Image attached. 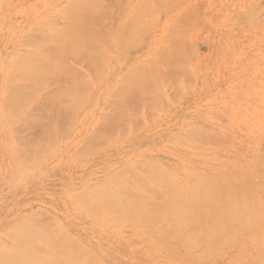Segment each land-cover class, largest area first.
Returning <instances> with one entry per match:
<instances>
[{"label":"rangeland","instance_id":"1","mask_svg":"<svg viewBox=\"0 0 264 264\" xmlns=\"http://www.w3.org/2000/svg\"><path fill=\"white\" fill-rule=\"evenodd\" d=\"M60 1L0 0V106L2 101L1 91L5 75H9L12 73L11 71H14L13 68H10L11 65L9 66V62H12V59H17V56H20L12 55L15 54V52H19V54L20 52L31 54L37 49H33L35 47H32L31 45L28 46L27 44L29 43L26 42V44L24 40V42L20 44L19 41L24 38L22 35L31 32V28L39 26L41 21L45 22L44 27L47 29L56 28L61 25L63 17L61 19L59 16H56L57 18L54 16L53 19L51 18L52 16H49L58 12V15L62 16L61 10L58 12L57 10L63 9V7L65 8L67 5L66 3H69L70 0H65L63 2ZM117 1L119 3L123 1V3L120 5L116 0H105L107 4L106 6L113 2H116L115 6H126V9L125 7L123 8L125 9L124 15L122 12V14H118L119 16H114L116 9H113L114 3L110 5V7H107L108 10L110 9L109 12L112 11V13H114H109L108 16L117 19H110L106 16V18L108 17L107 20L110 22L112 21L111 23L109 22V24L113 25L115 22L116 25L114 24V28L117 29L122 25L121 23L125 22L127 19L131 20L135 15H138V24L140 23V20H142L138 26L140 27V30H138L139 28L136 30L134 28L132 30H135V33H129L131 35H126V37L122 35L123 37L120 36L122 39L118 38L117 40L112 36V34H114L112 30L104 32L103 37L105 35L106 43H103L104 48H101L100 46V48H98L100 50L99 52L101 53L102 51L105 55L103 57L104 60L102 59L103 67L101 68L99 66L101 64V58L99 57L102 56L98 55V51L95 53L97 55V61L94 63L97 67L93 66L97 71L99 69L100 72L98 71L97 74H100L97 75L93 73L95 72L94 69L91 70L92 68H87L89 71L91 70L90 73L95 74V76L92 74L93 79H96L95 77L97 76L98 80L96 83L95 80L93 81L89 71L82 69L85 67L83 66L85 65L84 61L77 60V63L79 64L71 62L70 65L74 67V70L76 68L81 73L77 76L76 74L78 72L75 74L73 68H71V72L74 73L72 74L69 72L71 76L68 74L66 77H69L70 79L68 78L69 81L65 79V82L68 81L67 83L71 85L73 84V79L75 81L78 77L81 79L83 77L87 80L88 84H90V88L84 86L85 88H89L90 92L87 91L82 94L80 91H76L78 95L81 93L77 101H74V99L69 96L65 98L66 101H69L66 103L68 114L64 111L63 113L64 115L66 114L65 118H68L70 114L72 117L69 116L66 120L69 121V119H71V121L70 123L68 122V124L63 123L66 121H61V124L63 123L60 125L62 126L60 127L62 130L60 131L58 127L59 132L55 131L52 146L49 145L51 147L47 148L45 151L48 152L50 156L42 159L34 166L31 165L33 169L32 173L31 168L30 172L23 169L19 170L16 176L9 178L10 173L7 172H9L8 168L13 160L10 153L2 152V145L4 142L1 140V137L5 140L9 135H0V241L11 247L12 245H16L17 247L20 246L18 243L15 244L4 233H7L10 228L22 224L21 220H19L20 217L25 216L29 218V214L32 213L31 215L33 216V213L39 211L40 213H35L39 214V216L37 215L36 217L40 218V214L48 216L47 219L53 217L54 219L52 218V220L55 221V224L53 222L50 223L51 229L58 227L60 232L64 231L65 238H67V235L68 238L69 236L71 237L70 239H72V241L68 238L67 239L70 240L72 246L78 244V246L80 245L81 247L80 249H87L89 251L88 254L95 255L102 264H166L167 251L161 245L163 242L153 240L143 228L136 226L131 221L128 222V220L124 222L122 221L123 223L115 222L116 224L109 221L112 223L110 224L105 218H103V220L101 218H94L78 207L73 198H71L73 192L82 191L84 189L92 190L95 186L102 185L107 177L116 176L121 172L125 174L128 179L130 178L129 181H131V184L133 183L132 186L134 188L131 184L129 185L135 194L136 192L137 194L144 193L142 187H139L140 183L136 177L142 176L147 179H152L151 175L149 176L147 174V176L143 172H148L147 167L151 166V164L149 165V162L152 164L155 162L154 164H157V167L160 165L165 174L167 173V176H171V178H175L180 182H183L184 179H187L190 176V171H194L195 173L199 172L200 174L242 171L247 174L249 180L253 184L255 193L264 202V0H179V3L177 0H172V2H170L171 4L169 5L168 3L166 4L167 6L164 5L165 7L162 4H165L166 1H162L163 3L161 4V1L159 0L160 7L162 5L164 8H161L162 10L160 11V8L158 11L156 10L157 7L155 8V4L151 2L153 0H148L150 5L148 10H146L147 14L145 11L148 6L146 5L147 0L142 8L139 7L140 4L137 0ZM124 2H128L129 7L131 5L133 6L127 9V4ZM136 2H138L137 5L135 4ZM174 2H177V4ZM151 3L153 4L152 7ZM159 4L156 3V5ZM175 5H177V8ZM153 6L156 10L155 12L153 11L154 14H156V16L153 14L154 17L151 16L152 11H149V9L152 10ZM168 6H174V8L170 7V9H168ZM250 6H252V9ZM248 7L250 9H246ZM193 8L195 9V14L192 13ZM130 9L131 11H129ZM236 10L239 13L238 16L240 15L238 17L239 19L236 16ZM241 10H243L242 12L245 16L242 15ZM251 10L254 11V13ZM137 11L140 14L137 13ZM30 12L32 13L30 14ZM181 12H189L190 14H193V16L190 18L189 14H185V19L188 18V20L181 22V20L176 18L179 15V17L183 15V13L180 14ZM247 12L249 15H247ZM125 13L130 14L125 15ZM257 13L260 16L257 17ZM250 15L252 20H249ZM140 17L143 18L141 19ZM245 17L250 21V23L248 21L250 26L252 24L251 21L253 20L257 23H253L250 27L245 24ZM150 19L152 21L155 20V23H152V21L149 23L148 21H150ZM107 20L102 22V24L107 23ZM173 20L175 22H172ZM242 21L244 24L241 23ZM117 23H119L120 26ZM145 25H152L151 29L148 30L146 34L144 32L147 31L149 26L144 28ZM173 27H175V30L179 31V33L181 32L180 35ZM144 29L146 30L144 31ZM171 30H174V32ZM168 31H171L175 36L168 33ZM109 32H111V36L109 35ZM139 33H144V35H141L142 37L139 36L141 38L139 39L140 41L132 43V39H136ZM114 36L118 37L115 34ZM110 37L111 39L109 40ZM172 38H176L177 40L175 39L173 41ZM121 40L123 43L120 42ZM110 43L112 45H110ZM118 43L122 44L119 45ZM126 43L132 47L128 46L129 48H127ZM117 45H119V47H117ZM170 45L172 46L171 48L177 46L175 47L176 49L174 48L173 50H178L176 51L178 52L177 54L176 52H172L171 54L170 51L172 50H169ZM24 48L29 49L25 50ZM112 49L113 51H111ZM128 50H130V52ZM157 51H160L161 53L163 51L165 54L159 52L161 56H159V54H157V56ZM22 54L23 53H21V55ZM120 55L122 57L127 55V58L125 56L122 59ZM162 55H168L169 57L172 55L174 61L178 59V62H174L172 59V62L175 63L174 65L169 61L172 57L169 59L167 56V59V57L165 58ZM162 58L166 59V63L169 61V63H171L170 65H174V68H171L172 66H169L170 69L164 68L166 65H169V63L165 65ZM108 59L110 62H108ZM155 60L159 66L157 67L156 65V68H158V70L160 69L159 71L162 70L163 75H166L171 71L173 75L175 74V71L173 72V70L178 72L179 69H181L179 72H184H182L181 75L180 73L175 74V79L178 81L173 80L174 77L172 75H170L172 76L169 78L170 80L167 79V81L165 78L170 76H162V78L164 77L165 79L162 81V79L159 78V76L161 77V74L158 76L156 74L157 72H155L153 74L151 73L154 75L152 76L149 73L146 74V69L144 71L141 69L140 72L146 74H144V76L149 75L151 77L150 81L149 76H147V79H149L148 82H151L153 85L154 82H159V84L157 82L155 83V85L158 84V87L155 86V88H159V90L157 89L154 91L155 88L152 89L153 85L152 87L147 85L149 92L154 93L149 95L146 93L147 98L144 99L145 101L141 100L145 94H143V96L141 94L138 97L140 101L137 100L138 103L141 104L139 106L140 108L137 107L139 110L136 111L135 108L134 111H130L128 114V116H131V113L135 112V114H137V112H139L138 117L136 115L133 120H130L132 116H127L129 120H124L123 118L125 122L121 121L122 119L120 121L118 120L119 122H117L120 124L118 126H116L117 123H112L114 124V127L112 125L111 127H113L115 131L113 132L112 128H110V135L104 134L107 135V139L106 137L103 139L106 143L104 142L103 144L98 145V143L96 144V141L94 143V140L93 142L89 141L88 136L92 134L94 130L93 128L102 124L101 121L104 120L103 117V120L99 118V115L102 114L103 116V114L113 113L111 101L113 102L114 99H124L123 97H127L125 93V95L121 93L122 95L118 96L111 93L115 90V86L118 88L117 85L120 87L123 85L124 76L122 74H125L126 76V73L128 71L132 73V70L133 73H135V71L138 72V69H134L135 64L137 68H139L140 64V67L149 68L148 70L151 71L154 68V65L152 66L153 68L150 69V64L152 62L155 63ZM147 61L151 63L149 64ZM141 63L145 64L147 67L142 66ZM166 69L168 72L165 74ZM159 71L158 74L160 73ZM140 72H138V74ZM136 74L137 73H135V75ZM183 74L186 75L185 79ZM129 75L130 74L127 75L128 78L132 76L135 77V75ZM179 76H181V78L177 79ZM118 77L122 79V85L118 82ZM152 78L153 80L156 79V81L154 80L153 82ZM158 78L159 81L157 80ZM171 80H173L172 83H170ZM174 81L178 83H173ZM17 82L25 83V81L23 82V80L20 79H18ZM172 84L175 85L173 86ZM49 85L47 86L51 89L52 86ZM47 86L43 87L41 92L47 90ZM78 86H80V83ZM159 86L161 87V90ZM74 87L78 88L75 85ZM166 88L167 90H165ZM151 89L152 91H150ZM158 91L162 92L159 93ZM82 92H84V89ZM115 93L117 95V92ZM156 93H158L163 100ZM111 94L113 96H110ZM154 94H156L160 100H158V97L156 96L157 98L154 97V100H151V98L149 99L150 101H147L148 98ZM79 98L84 99L80 100ZM73 101L80 102L81 107L77 103L72 105ZM156 103H159L160 105L155 107ZM68 104L72 106L71 111L73 109V112L70 111V106H67ZM148 104V108H152V106L155 107L152 108L153 111H147L145 109L144 106H148ZM31 105L32 103L29 102L25 107L29 108ZM132 106L134 107L135 105ZM115 110L114 113H116ZM22 111L23 110L20 112ZM143 112L146 113V115ZM148 112L149 114H147ZM124 117L127 118L126 116ZM19 120L22 121V116H19L18 114L12 118V122L14 121V127L17 126L16 132H21L20 134L24 133L23 135L28 137L29 135L27 133H31L29 130H33V128L28 127L22 132L21 130L26 126L19 130L18 128L20 127H18V125H21ZM97 122H99V124ZM121 125H123L125 129L122 128ZM195 125L200 129L195 128ZM190 126H193L195 129L193 130ZM35 127L36 126H34V128ZM35 129L34 134H30V137H33L36 134L38 136L40 133L38 132V129V133ZM85 129H87V131ZM205 130L207 133H205ZM187 131H189L190 134L187 133ZM56 132H61V134L59 135ZM111 132L113 133L111 134ZM191 134H194L195 139L192 138L193 135ZM208 134H212V137H216V139L214 140L210 137L211 135L208 136ZM113 135L114 138H116V142L114 140L112 144L110 141L114 139ZM108 136L111 138L110 141ZM100 138H97L98 140H96L99 142ZM260 138L263 146L260 144ZM218 141L222 145L219 143L216 144ZM224 141L226 142V147L223 145ZM91 142L96 144L94 146L96 148L95 152V148H93ZM82 143L85 144L83 145ZM215 144L217 147H215ZM85 145H87L88 148ZM260 146L263 147V149L260 148ZM75 153H77V157H75ZM81 153H85L84 155L86 156H80L82 155ZM102 159L104 160L102 161ZM7 160H11V162H8ZM262 163L263 165H261ZM138 164L143 171L136 170V168L139 167ZM143 164L147 166L146 170L144 169L145 166ZM26 167L28 166H25V168ZM5 169L6 171H4ZM39 169H42V171H39ZM134 171H136V173ZM253 172L257 173L259 176L257 174L254 175ZM249 173L251 174L249 175ZM250 176H252L251 178L253 180ZM33 217L36 218L35 216ZM45 219L46 217L39 220H43L42 222L44 223ZM52 220L49 219L46 221L50 222ZM52 224H54V226H52ZM261 225L262 226L259 227L261 229H258L255 234H253V230H246L241 237L238 236L236 238V243L222 246L220 252H217L214 255V258H216L213 264L247 263L246 261L252 258L255 251L252 246V240L264 241V218ZM60 232L58 229L56 232L51 231L52 234H61L62 232ZM218 249H220V247ZM139 261H141V263ZM210 264H212V262Z\"/></svg>","mask_w":264,"mask_h":264},{"label":"bare ground","instance_id":"2","mask_svg":"<svg viewBox=\"0 0 264 264\" xmlns=\"http://www.w3.org/2000/svg\"><path fill=\"white\" fill-rule=\"evenodd\" d=\"M63 1H65V0H61L60 2H63ZM124 1H126V0H124ZM137 1L140 4V6H139L140 8H142L146 3V0L145 1L144 0H142V1L137 0ZM153 1H151V2L155 4V8L157 7L156 8L157 11L159 8H160L159 11L162 10L161 8H163L164 5H166L168 3L170 5L171 4L170 2H172V0H169V1L165 0L166 3L162 4L164 2V0H160L161 4L163 5V6L161 5V7H160V4H159L160 1L159 0H153ZM116 2H118V1L116 0ZM116 2H113L114 4L112 3L114 5L113 9L116 8L115 14H114V13H112V11L109 12L110 9L108 10V8H107L108 6L110 7V5H112V4H109L108 6H106L107 4H106L105 0H70L69 3H66L67 5L65 4L66 5L65 8L63 7V9L57 10V12L61 10L62 16L58 15L59 12L52 14V15H49L50 17L52 16L51 18H53L54 16H55V18H57L56 16H59L62 19V17H63V21L61 22V25H59L56 28H50V29L48 28L47 29L44 27L45 22L41 21V24L39 26L31 28V32H28L29 34L26 33V34L22 35V36H24V38L25 37L26 38L25 39L22 38L21 41H19L20 44L25 41V43L26 42L29 43V44L26 43L28 46L31 45L32 47H35L33 49L37 48L38 50L37 49H36V51L34 50V52L31 54H27L24 52H20V54H19V52H17V53L15 52V54L12 55V56H15V55H20V56H17V59L16 58L12 59L11 60L12 62H9L10 64L8 63L9 66L11 65L10 68H13L14 71H11L12 73H10V74L8 73L9 75H7V74L5 75L4 83H3V87H2V91H1L2 92V101H1V106H0V135H2V134L7 135V136L9 135L8 138H6L5 140H3V137H1V140L4 142L2 145V149H3L2 152L10 153L12 160H13V162H11V160H7L8 162H11V165L8 168L9 172H7V173H10L9 178L16 176V174L19 172V170H23V169L30 172V168H31V173H32L33 169H32L31 165L34 166L39 161H41L42 159L46 158L47 156L48 157L50 156L48 154V152H45V151L47 148L52 146V141H53V138L55 136V131L59 132L58 127L61 131L62 129L60 127H62V126H60V125H62L63 123L68 124V122L70 123V121H71V119H69V121L66 120L69 118V116L72 117L70 114H69L68 118L67 117L65 118V115L68 114L67 110H66V103L69 102L68 100L66 101L65 98H67L69 96L72 99H74V101L75 100L77 101V99H78L79 95H81V93L84 94L87 91L90 92V90H89L90 84H88L87 80L84 79L83 77H82V79L80 77H78V79H75L76 82L73 79V84H71V85L67 83L70 78L68 77L69 78L68 79L66 76L68 74L71 76V74H70V73H72L71 68H73V70H74V67L70 65L71 62H74L75 64H79V63H77V60L84 61L85 65H83V66H85V67L82 69L83 70L86 69L85 71H87L88 70L87 68H90V69L92 68L91 70L94 69V71H95L93 73L97 74L99 69L97 71L96 68H93V66L97 67L96 64H95L96 66L94 65V63L97 61V55L95 53H97V51L98 52L100 51L98 48H100V47L104 48L103 43H106L105 35L103 37L104 32L112 30L113 33L116 36H118V37H115L114 34H112V36L114 38H116V40H117L118 38L120 39L121 37H123L122 35H124L125 37H126V35H131L138 28H139L138 30H140V27H138V26L142 20H140V23L138 24V21H139L138 15L137 16L135 15V17L131 20L127 19L130 21H127V20L125 22L122 21L123 23H121V20H120V23L122 25L120 26L119 23H117L120 26L117 29L114 28V26L116 25L115 22H114L115 25L109 24L110 21L107 20L109 17L108 16L109 13L114 14V16H116L118 14H122V12H123V15H124V12H125L124 10L126 9V6H124V5L123 6H119V5L115 6ZM138 2H136L135 4L137 5ZM148 2L149 1L147 0L146 5H148V6H147V9H145V11L148 10V7L150 5ZM177 2L179 3V0H177ZM177 2H174V3L177 4ZM121 3H123V1ZM121 3H119V4L121 5ZM152 3H151V7L153 5ZM156 3H158L159 5H156ZM174 3H172V4H174ZM125 4H127V9H129L133 6V5H131L129 7L128 2ZM250 5H251V3H250ZM176 6L177 5H175V7ZM252 6H250L251 9H252ZM124 7H125V9H123ZM139 7H138V9H139ZM168 7L167 8L170 9V7H172V6H168ZM155 8L153 6L152 10L149 9V11H152L151 16H153V17H154V15L156 16V14H154V12L156 11ZM172 8H174V6ZM250 8L248 7L246 9H250ZM187 10H190V9H187ZM32 11H33V9H32ZM129 11H131V9ZM138 11H137V13H139ZM143 11H140V12H143ZM194 11H195V9L193 8V11H192L193 14H195ZM242 11L243 10H241V13H242V15H244ZM236 12H237L236 16L238 18L240 15L238 16L239 13L237 10H236ZM239 12H240V10H239ZM252 12L254 13V11H252ZM31 13L32 12H30V14ZM182 13L183 12H181L180 14H182ZM190 13H191V11H190ZM190 13L184 12L183 13L184 16L182 15L181 17H179L180 15L179 16L177 15L178 17H176V18L181 20V22H184L185 20L187 21L188 18L185 19V16H186L185 14H189L190 16L189 15L188 16L191 18V16H193V14H190ZM128 14H130V13H128ZM128 14L125 13V15H128ZM146 14H147V11H146ZM247 15H249L248 12H247ZM106 16H108V17L106 18ZM244 16H242V17H244ZM256 16L258 17L260 15L257 13ZM120 17H122V16H120ZM114 18L112 17L110 19H114ZM140 18L142 19L143 17H140ZM249 18H250L249 20H252L251 15L249 16ZM259 18H261V17H259ZM104 19H106L108 22L102 24V22L106 21ZM145 20H146V18H145ZM244 20H246V21H244ZM244 20L243 21L245 22V24L249 25L250 21L248 19H246V17ZM151 21L152 20L150 19V21H148V22L150 23ZM243 21L241 23H243ZM248 21H249V23H248ZM253 21H251L252 24L257 23V22L255 23V20H253ZM31 22H32V20H31ZM148 22H147V24H148ZM172 22H175V21L173 20ZM152 23H155V20L152 21ZM170 23H171V21H170ZM144 24H145V21H144ZM180 24H182V23H180ZM252 24H251V26H252ZM152 25L151 26L150 25L144 26V28H146V26L147 27L149 26L147 28V31H145L146 29H144L145 34H146V32H148V30L151 29ZM112 26L114 29L112 28ZM175 27H173L174 30H175ZM134 28H135V30L133 31L132 29H134ZM176 29H177V27H176ZM138 30H137V32H138ZM174 30L173 31L171 30V31L174 32ZM177 30H175V31L177 33H179V31H177ZM171 31H168V33L175 36V34H172ZM181 31H182V29H181ZM109 33L108 34L111 36V32H109ZM129 33H131V34H129ZM144 33H141V34L139 33V35L137 36L138 38L136 37V39L135 38L132 39V41H133L132 43H135V41L139 42L140 41L139 39H141L139 36L144 35ZM180 33H179V35H180ZM109 35H107V36H109ZM176 38H178V37H176ZM110 39H111V37L109 38V40ZM168 39H170V38H168ZM172 39H173V41L175 40L174 38H172ZM128 40H129V38H128ZM120 42H122V40ZM122 43H118V44L120 45ZM130 43H131V41H130ZM110 45H112V44L110 43ZM119 45H117V47H119ZM233 45H234V43H233ZM128 46H131V45H128L126 43L127 48H129ZM123 47H125V46H123ZM131 47H130V49H131ZM171 47L172 46L170 45V49L168 48L169 50H172V51H170L171 54H172V52L175 53L176 51H178V50L173 51L174 48L177 46H175V47L173 46V48H171ZM18 49H19V47H18ZM26 49H29V48H26ZM111 51H113V49ZM128 51L130 52V50H128ZM160 51H157L156 55L159 54ZM180 51H181V49H180ZM21 53H23V54L21 55ZM163 53L165 54V52L162 51L161 54H163ZM177 53L178 52H176V54ZM98 55L102 56V57H99V58H101V60H100L101 64L99 66L102 68L103 67L102 59L104 60L103 57L105 55L103 54L102 51H101V53L99 52ZM168 55H162V56H164L166 58ZM125 56L127 58V55H124L123 57L120 55V57L122 59ZM159 56H161V55L159 54ZM170 56L172 57V55H170ZM129 57H130V55H129ZM168 57H167V59H168ZM171 57H169V59ZM112 58H113V56H112ZM176 58H177V56H176ZM172 59H173V57L169 61L175 65L174 62L177 61L178 59L175 61L173 59L174 62H172ZM162 60H163V62H165V65L167 63H169V61H167V63H166V59L162 58ZM149 61H147V62L150 64L151 62H149ZM152 61H153V59H152ZM179 61H180V59H179ZM108 62H110L109 59H108ZM114 62H116V61H114ZM154 62L155 63L152 62L153 64L151 63L152 65L150 64V66H151L150 69H152L153 68L152 66L154 65V68L151 71L148 70L149 68L140 67V64H139V68H137L135 66L136 65L135 64L134 69H138L139 70V71L137 70L138 72H140L141 69H143V71L146 69L145 70V71H147L146 74H148V73L153 74V73L157 72L156 74L158 76L161 74V77L159 76V78H161L162 81L165 79H166V81H167V79L170 80L169 78H171L172 76L174 77L173 80H176L175 74L180 73V75H181V73L184 72V71L179 72L181 69L177 68V69H179V71L176 72V70H173V72L175 71V74L172 75L171 70H170L171 72L167 71V69H170L169 66H172V65H170L171 63H169V65H166V67H164V68H167L165 71V74L167 72H168L167 74H169V73H171V74L163 75L162 74L163 71L162 70L159 71L160 69L158 70V68H156V65H157V67H159L157 64V61L155 60ZM141 64H142V66L147 67L145 64H143V63H141ZM174 65L171 68H174ZM88 66H91V67H88ZM161 66H163V65H161ZM176 66H178V65H176ZM81 67H82V64H81ZM180 67H181V65H180ZM101 68H100V70H101ZM76 70H78V69L75 68L74 72H75V74H76V72H78L76 74L78 76L79 73H81V72L79 70L78 71H76ZM90 71H89V73H90ZM158 71L160 72L159 74H158ZM131 72L132 73H130V71H128L126 74L127 75L130 74L129 76L135 75V73L138 74V72H136V71H135V73H133V70ZM93 73H90L92 79H93V76H95V74H93ZM140 73L138 74V76L136 74L135 77L132 76L129 78L127 75L125 76V74H122L124 76L123 83H122V79L119 78L120 76L118 77L119 78L118 82H120V84L122 83L123 85L121 84L122 85L121 87L119 85H117L118 88H116V86H115L114 87L115 90H113V92H111V93H113V95H115V96L122 95L121 93H123V95L126 94L127 97L122 96L124 99H117V100L114 99L113 102L111 101V103H112L111 108L112 107H113V109L115 108L116 110L115 109L114 110L116 111V113H114V110L112 109L113 113H111V114H108L106 112L107 114H105V115L103 114V116H102V114H100L101 117L99 115V118L102 119V117H103L104 120L102 119L103 120V121H101L102 124L93 128L94 130H93L92 134H90L88 136L89 141L93 142V140H94V143L96 141V144L98 143V145L103 144L104 142L106 143V141H104L103 139H105V137L107 135H104V134H109L110 130H111L110 128H112L113 132L115 131V129H113L114 124H112V123H117V125L116 124L115 125L118 126V125H120V124H118V122L121 119H122L121 121H124L125 119L129 120L128 117L132 116V118H130V120H133L136 115L138 117L139 112H137V114H135V112L131 113L130 114L131 116H128L129 112L134 111L135 108H136V111L139 110V109H137V107L140 108L139 106L141 104L138 103V101H140L138 99V97L141 94H142V96H143V94H145L146 97L143 96V99H141V100H144L147 98V95L154 93V92H152V93L149 92V90L147 88L148 86L152 87V85H153V84H151V82H148L149 79H147L148 78L147 76H149V75L144 76L145 73H143V74L141 73V75H140ZM75 74H74V76H75ZM92 74H93V76H92ZM98 74H100V73H98ZM170 75H172V76H170ZM183 75H184L183 77L185 79L186 75L185 74H183ZM74 76H72V77H74ZM123 76H121V77H123ZM152 76H154V75H152ZM162 76H170V77H168V78L166 77L164 79V77L162 78ZM155 77H157V76H155ZM155 77H153V78H155ZM95 78L96 79H93V81L95 80V83H96V81L98 80L97 76ZM149 78L151 81L150 76H149ZM153 78H152V80H153ZM159 78L157 79L158 81H159ZM179 78H181V76H179L177 79H179ZM18 79L23 80V82L25 81V83H18L17 82ZM65 79H67L68 81L65 82ZM154 80L156 81V79H154ZM154 80H153V82H154ZM173 80H171L170 83H172ZM176 81H178V80H176ZM176 81H174L173 83H175ZM156 82H154L152 89H154L155 86L158 87L159 82H157L158 84L155 85ZM77 83L78 84L80 83V86H78ZM176 83H178V82H176ZM49 84L52 86L51 89H49L47 86ZM162 84L165 85L164 83H162ZM74 85L77 86L78 88L74 87ZM111 85H112V83H111ZM45 86H47L46 87L47 90L41 92V90H43V87H45ZM84 86L89 87V88H85ZM107 86H108V84H107ZM82 88L84 89V92H82L83 91ZM152 89L150 91H152ZM157 89L159 90V88H155L154 91ZM160 90H161V87H160ZM165 90H167V88ZM76 91H80L81 93H79V95H78V93ZM114 91L117 92V95ZM158 92L160 93L162 91H158ZM146 93H147V95H146ZM156 94L159 95L158 93H156ZM156 94L151 95V97L148 96L150 98H148L147 101H150L149 99H151V98H152L151 100H154L153 98L157 96ZM113 95L111 94L110 96H113ZM160 98L162 99L161 96H160ZM160 98L158 97L157 99L160 100ZM79 99L81 100L84 98H79ZM158 100H156V101H158ZM74 101L72 102L73 103L72 105H75V103H77L81 107L80 102H74ZM29 102H31L32 105L29 108L25 107L28 105ZM64 102H65V104H64ZM109 103H110V100H109ZM149 104H150V102H149ZM149 104H148V106L143 105L147 111L148 110L150 111V110H152V108H155V107H157V105H160L159 103L158 104L156 103L155 107L152 106V108H148ZM239 104H242V103H239ZM132 105H135V106L133 107ZM67 106H70V105L68 104ZM131 107H132V110H131ZM231 107H232V105H231ZM71 108H72V106H70V111H71ZM79 108H78V110H79ZM68 109H69V107H68ZM103 109H105V108H103ZM21 110H23V111L20 112ZM63 111L66 112L65 115H64ZM73 111L74 110L72 109L71 112H73ZM17 114L19 116H22V121L19 120L21 122V125H18V127H20V128H18L19 130H21L22 127H25V126L26 127L23 128V130H21L22 132L24 131V129H26L28 127L33 128V130H29V131H31V133L26 132L29 135L28 137L23 135L24 133L20 134L21 132H16L17 126L14 127V125H13L14 121L12 122V118L14 116H16ZM95 114H96V111H95ZM144 114L146 115V113H144ZM147 114H149V112ZM124 116H126V117L128 116V117L125 118ZM123 118H124V120H123ZM72 120H73V118H72ZM61 121L62 122L66 121V122H63L61 124ZM22 122H24V123H22ZM97 123L99 124V122H97ZM134 124H136V123H134ZM111 125L113 127H111ZM34 126H36L37 128L35 127L36 128L35 129ZM89 126H87V127H89ZM121 126H122V128L125 129V127H123V125H121ZM65 127H66V125H65ZM226 127H228V126H226ZM190 128H193V130L195 128L200 129L196 125H195V128L193 126H190ZM34 129L36 132L38 129V132H40V133L38 134V136H37V134L34 135L36 137H34V136L30 137V134H34ZM85 130L87 131V129H85ZM113 132H111V134ZM120 132H121V129H120ZM120 132H119V135H120ZM187 133H189V131H187ZM205 133H207V131ZM57 134L60 135L61 132L57 133ZM114 135H113V138H114ZM191 135H193L192 138L195 139L194 134H191ZM208 136L212 137V134H208ZM109 137L110 136H108V139L110 141L111 138H109ZM97 138H100L99 142L97 141L98 140ZM106 139H107V137H106ZM115 139L116 138L112 139L110 142L113 144V141ZM213 139L215 140L216 137ZM226 139H228V138H226ZM187 140H189V139H187ZM193 141H195V140H193ZM221 141H223V140H221ZM225 141L223 142V145L226 147L225 143L227 141L226 142ZM260 141H261V138H260ZM83 142H84V140H83ZM92 142H91V145H93V148H95L94 146L96 144H94ZM115 142H116V140H115ZM85 143H82V144L84 145ZM218 143L220 145H222L219 141L216 142V144H218ZM261 143H262V141L260 142V144ZM216 144H215V147H217ZM49 145H51V146H49ZM85 146L88 148L87 145H85ZM120 146H122V145H120ZM261 146H263V144H261ZM261 146H260V148L263 149V147H261ZM76 150H78V149H76ZM98 150H99V148H98ZM95 151H96V148H95L94 152ZM245 151H247V150H245ZM201 153H203V152H201ZM84 154L85 153H83L80 156H83ZM74 155H75V157H77V153H75ZM84 156H86V155H84ZM103 160L104 159H102V161ZM154 163L152 164L149 162V165L151 164V166H148V167L145 164H143L145 166L144 167L145 170L147 167V171H148L147 173L145 171H143V169H141L139 164L138 165L140 168L139 167H137L138 169L136 168V170H142L144 172V174H146V175L148 174L149 176L150 175L152 176V179H150V178L147 179V178H144L142 176L136 177V179H138V182L141 184V185L139 184V187L140 186L142 187V189L144 190V193H138L137 194V192H136V194H135L131 190V187L129 185V184H131L130 183L131 181H129L130 178L128 179L127 176H125V174H123L120 171L121 173L117 174L116 176L107 177L102 185L97 186V187L95 186V188H93L92 190L84 189L82 191L73 192L71 194V196H72L71 198H73L74 202L77 204L78 207H80L82 210L86 211L88 214H90L94 218H97V219L101 218L102 220H103V218H105V220L110 224H112L111 222H114V224H116L117 222H122V221L124 222V221L128 220V222L131 221L136 226L143 228L146 231V233H148L149 236L152 237L153 240H155L157 242H163L161 245L167 251L166 264H210L211 262L213 264V262H215V258H216V257L214 258V255L217 252H220L222 246L231 245V244L236 243V238L238 236L241 237L246 230H253V234H255L258 229H261L259 227L262 226L261 223H262V220L264 218V202L255 193V191L253 189V184L249 180L246 173H244L242 171H229V172H217V173H212V174H206V173L200 174L199 172L195 173L194 171L193 172L188 171L190 176L187 179H184L183 182H180V181L176 180L175 178H171V176L170 177L167 176V173L165 174L163 168L160 165H159V167H157L156 166L157 164L155 165ZM242 164H243V162H242ZM261 165H263V163ZM25 166H28V167L25 168ZM29 166H31V167H29ZM4 171H6V169ZM39 171H42V169H39ZM134 172L136 173V171H134ZM250 174L251 173H249V175ZM253 174L255 175L257 173L253 172ZM251 177L252 176H250V178ZM259 183H261V182H259ZM132 184H131V186H132ZM85 188H87V187H85ZM38 212L39 211H37L35 213H38ZM35 213H33L34 214L33 216H35V217L37 215L39 216V214H35ZM31 214H29L30 215L29 218L25 217V216L20 217L19 220H21L22 224H20V225L18 224L17 226L10 228L7 233H4L15 244L18 243L20 247H17L16 245H12V247H11V246L0 241V264H102V262H100V260L95 255L88 254L89 251L87 249H85V248L80 249L81 247H80V245L78 246V244L76 246L75 245L72 246L71 242H70V240L72 241V239H70L71 237L69 236V238H68V235H67V238L70 240L65 238L66 236L64 237V235H65L64 231H61L63 233V236H62V233L60 232V229L58 227H55V228H57L61 234H52L51 231L52 232L57 231V229L53 228V229H55V230H53L50 227V223L55 222L52 220L53 217L47 219L48 216H43L42 214H40V218L39 217L34 218ZM45 217H46L45 222H47V223H45V222L43 223L42 222L43 220L42 221L39 220V219H43ZM49 219L52 221H50V222L46 221ZM69 219H71V218H69ZM109 221H111V222H109ZM54 224H52V226H54ZM100 234H101V232H100ZM7 240H9V239H7ZM92 240H94V239H92ZM257 240H259V239H257ZM73 242H74V239H73ZM73 242H72V244H73ZM126 243H128V242H126ZM74 244H75V242H74ZM252 246L254 247V250H255L254 254H253L252 258L247 260L246 261L247 263H244V264H264V241L263 240H261V241H253L252 240ZM76 247H78V248H76ZM219 247H220V249H218ZM86 250H87V252H86ZM163 255H165V254H163ZM223 259H225V258H223ZM136 261H137V259H136ZM139 262L141 263V261H139Z\"/></svg>","mask_w":264,"mask_h":264}]
</instances>
